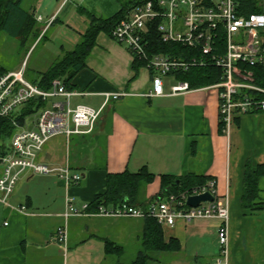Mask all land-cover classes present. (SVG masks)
<instances>
[{
	"label": "crops",
	"instance_id": "crops-1",
	"mask_svg": "<svg viewBox=\"0 0 264 264\" xmlns=\"http://www.w3.org/2000/svg\"><path fill=\"white\" fill-rule=\"evenodd\" d=\"M45 2L24 0L25 9L42 17V35L21 43L26 46L33 41L23 61L7 72L24 70L26 76L30 70L37 81L87 31L90 20L79 7L105 17L84 5H90V0H52L43 11L49 13L45 18L41 14ZM163 80L166 95L149 97L151 72L144 66L136 73L127 49L104 32L98 35L86 67L75 75L69 90L77 93L70 98L72 107L102 109L94 131L69 138L56 136L36 157L37 163L53 169L69 167L82 180L67 187L56 172L35 175L24 171L20 175L6 203L0 196V264L130 263L132 254L142 249L144 219L66 218L65 214L70 200L77 209L90 205L105 191L109 174L136 173L144 167L154 175L146 187L145 204L161 197L164 176L215 179L221 198L229 204L228 264H264V177L255 201L259 208L246 209L242 200L247 164L264 165V112L239 115L229 130L222 129L216 91L199 88L170 95L179 80L176 76ZM115 93L122 96L107 100ZM24 127L34 128L28 119L17 131ZM101 155L103 166L96 162ZM221 224L219 219H178L163 231L164 241L177 239L180 249L158 253L150 264H217ZM61 227L67 229L64 243L57 235ZM105 240L121 245L124 255L120 259L108 255Z\"/></svg>",
	"mask_w": 264,
	"mask_h": 264
},
{
	"label": "built area",
	"instance_id": "built-area-1",
	"mask_svg": "<svg viewBox=\"0 0 264 264\" xmlns=\"http://www.w3.org/2000/svg\"><path fill=\"white\" fill-rule=\"evenodd\" d=\"M71 0H64L67 3ZM235 0H149L137 4L110 35L127 49L133 58L146 63L152 75L149 97L165 96L164 78L194 67L221 70L220 81L203 89L216 91L219 101L220 121L229 130L236 117L242 114L264 112V101L248 93H264L253 83L251 67L264 66V14L248 18L238 14ZM55 18V17H54ZM52 19V21L54 20ZM38 22L42 17L36 18ZM51 21V22H52ZM156 31L165 43H180L192 48L197 55L189 60L162 54L150 55L149 40ZM24 70L0 74V117L10 118L33 98H42L48 106L40 111L33 129L21 128L10 142L8 154L0 157L3 172L0 177V196L6 203L14 192L20 175L30 171L35 175L58 173L67 187L82 180L69 167L53 169L36 162L44 145L52 138L64 135L91 134L101 117L102 109L87 106L72 107L70 92L56 79L50 91H44L28 82ZM188 82H178L171 87L170 95L193 91ZM122 93L107 96L118 99ZM64 98L59 101L57 98ZM18 127V122L13 119ZM209 193L213 201L202 202L198 207L188 206L189 197ZM65 217L99 216L105 218L155 219L162 228L174 226L178 219H219L218 231L220 257L217 264L229 262V204L219 194L217 181L209 179L202 185L148 203L145 209L127 202L119 205H101L95 212L90 205L77 209L69 201ZM60 242L67 241V229L57 231Z\"/></svg>",
	"mask_w": 264,
	"mask_h": 264
},
{
	"label": "trees",
	"instance_id": "trees-1",
	"mask_svg": "<svg viewBox=\"0 0 264 264\" xmlns=\"http://www.w3.org/2000/svg\"><path fill=\"white\" fill-rule=\"evenodd\" d=\"M149 0H128L120 11L110 17L99 16L96 13L87 12L85 8L79 7V12L85 14L90 24L87 31L81 37L76 47L63 56L34 82L44 91H50L54 80L59 79L64 86L70 90V83L82 69L86 67V59L89 57L92 49L96 45L97 37L104 32L109 36L112 30L129 14V12L139 3ZM238 5V14L249 17L252 14H264V0H235ZM24 0H0V32L7 33L10 37L19 39L25 44L29 38L36 39L40 37L39 22L35 13L23 6ZM149 40L150 55L162 54L177 59L189 60L197 55V52L180 43H165L160 34L152 31ZM146 65L145 62L136 59L133 61V69L137 73L140 68ZM253 74V83L258 88L264 90V66L258 65L251 67ZM7 71L0 67V74ZM221 70L216 68L194 67L188 71H179L176 73V79L179 82H188L192 89H199L211 86L220 81ZM250 96H256L257 99L264 101V93H248ZM48 102L42 98H33L26 103L15 115L10 118L0 117V138L3 143L0 145V157L8 154L10 142L17 132V126L13 119L19 125L24 126L27 119L32 115L44 110ZM222 129L225 125L221 122ZM3 172L2 160H0V177ZM264 177V165L252 166L247 164L244 177L243 207L250 210H256L259 207L255 201L259 198L260 180ZM154 175L144 167L139 172L131 173L128 171L109 174L106 181V189L103 193L96 195L95 200L90 204V211L95 212L99 206L119 205L127 202L133 206L145 209L147 203L141 199L143 189L152 183ZM209 179L189 175L180 179H172L169 176L163 177V192L161 197L165 198L171 194H178L185 190L202 185ZM145 226L142 233V249L136 255L134 260L128 264H150L155 260L158 253H171L180 249L177 239H170L167 243L164 241V231L160 224L153 218L144 219ZM106 253L117 258L124 255L125 249L110 240H105Z\"/></svg>",
	"mask_w": 264,
	"mask_h": 264
},
{
	"label": "rangeland",
	"instance_id": "rangeland-1",
	"mask_svg": "<svg viewBox=\"0 0 264 264\" xmlns=\"http://www.w3.org/2000/svg\"><path fill=\"white\" fill-rule=\"evenodd\" d=\"M51 1L52 0H46L44 4V9L41 11V14H43L45 18L49 17V15H47L49 13H43V11L45 10L46 6H49L48 3ZM127 1L128 0H120V2H116V0H90L91 2L90 5L88 3H85L84 5L90 8V10H96L97 12L98 11L102 12L105 17H109L115 14L124 4L127 3ZM27 4H28V1H27ZM47 10L49 11L51 9H47ZM44 23H47V22H44ZM38 31L40 33L41 29L39 28ZM33 39H36V37ZM32 42L33 41L31 40V42H29L26 46H22L21 41L19 39L12 38L5 32H0V67L4 68L5 70H12L18 63L23 61V58L27 52V49L31 45ZM25 78L30 82H34L36 76L33 72L28 70ZM36 119H37V115L30 116L28 118V124L31 125ZM2 143H3V140L0 138V144ZM64 150H66L65 147H64ZM97 157L98 159L96 162H98V165L103 166V163H104L103 156L101 155ZM145 196H146V189H143L141 199L144 200ZM130 256H131L130 254L128 255L126 254L127 258H129ZM135 257H136L135 253H134V257L132 254L131 261L134 260Z\"/></svg>",
	"mask_w": 264,
	"mask_h": 264
},
{
	"label": "water",
	"instance_id": "water-1",
	"mask_svg": "<svg viewBox=\"0 0 264 264\" xmlns=\"http://www.w3.org/2000/svg\"><path fill=\"white\" fill-rule=\"evenodd\" d=\"M206 201H213V197L211 194L206 193V194H202V195L191 196V197H189L187 204L190 207L196 208L202 202H206Z\"/></svg>",
	"mask_w": 264,
	"mask_h": 264
}]
</instances>
